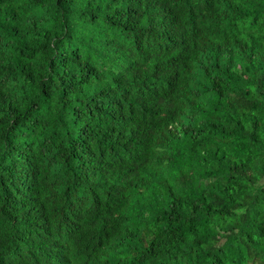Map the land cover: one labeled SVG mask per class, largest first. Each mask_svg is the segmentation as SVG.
I'll return each mask as SVG.
<instances>
[{
    "label": "trees",
    "instance_id": "trees-1",
    "mask_svg": "<svg viewBox=\"0 0 264 264\" xmlns=\"http://www.w3.org/2000/svg\"><path fill=\"white\" fill-rule=\"evenodd\" d=\"M0 264H264V0H0Z\"/></svg>",
    "mask_w": 264,
    "mask_h": 264
}]
</instances>
